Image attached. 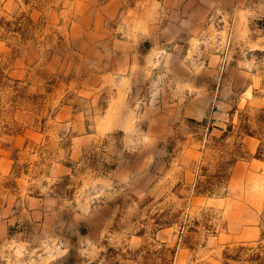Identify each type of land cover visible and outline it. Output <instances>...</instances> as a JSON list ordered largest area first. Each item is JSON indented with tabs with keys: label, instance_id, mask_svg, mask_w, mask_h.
Masks as SVG:
<instances>
[{
	"label": "rangeland",
	"instance_id": "1",
	"mask_svg": "<svg viewBox=\"0 0 264 264\" xmlns=\"http://www.w3.org/2000/svg\"><path fill=\"white\" fill-rule=\"evenodd\" d=\"M165 2L0 0V264L264 260V0L162 41L185 77Z\"/></svg>",
	"mask_w": 264,
	"mask_h": 264
},
{
	"label": "crops",
	"instance_id": "2",
	"mask_svg": "<svg viewBox=\"0 0 264 264\" xmlns=\"http://www.w3.org/2000/svg\"><path fill=\"white\" fill-rule=\"evenodd\" d=\"M253 1L254 0H166L165 6L167 8V12H166L167 21L163 26L155 25L154 30H155V34L157 35V39H155V49L158 48L160 49V51L166 52L167 54L166 59L170 61L169 68L170 69L172 68V70H174L176 76H178L179 74H181L183 77L187 75L190 76L191 72L188 69V67L183 63L182 60H177L175 63H173L172 59L180 57L181 53H179V51L186 49L188 47V43L191 44V42L186 41V42L177 43L175 45L177 53L169 54V50H170L169 48L165 50L161 49L164 44L162 43V41H165V43L167 44L168 43L174 44L175 41H177V39L183 34L189 33L190 35L191 34L195 35V33H192V31H195V29H197L198 26H203V24L205 25V23L210 24V20L213 15L212 14L213 9H215L216 13L217 12L219 13L218 15L217 14L214 15L213 18L217 16L222 17V19L226 23H229L228 19L234 21L235 33L237 35L238 33H240V30L243 29L242 25L245 23L244 19H248L250 15H253L255 7H257V4H254ZM217 5L220 8H218ZM258 10H260V8ZM256 42L257 41L255 40L252 42L253 45L255 44L253 50L264 51V44L259 42L256 43ZM117 47L120 53L122 52L121 54L124 53V50L125 51L128 50L130 52L129 44L126 45L125 43L124 45L123 44L121 45L118 43ZM123 47L124 49H122ZM129 52L127 53V55L126 53L123 54L122 57V59L124 58L123 62L125 63V65H128V67L124 68L128 73L131 66H133L135 69H138L136 67H140L137 63H135L134 61H132V59H130L132 53ZM184 67H185L184 70L188 72V73L185 72L186 75L181 73L183 70L180 71ZM131 74L134 73L132 72ZM130 77L131 79H127V77L123 78L125 79L124 80L125 83H127V80L128 81L132 80L131 82H133V76ZM47 201L48 200H43V211L48 209ZM94 218L96 219L97 216H95ZM46 226L50 227L51 222L47 221L46 219L45 220L43 219V227L46 228Z\"/></svg>",
	"mask_w": 264,
	"mask_h": 264
},
{
	"label": "trees",
	"instance_id": "3",
	"mask_svg": "<svg viewBox=\"0 0 264 264\" xmlns=\"http://www.w3.org/2000/svg\"><path fill=\"white\" fill-rule=\"evenodd\" d=\"M261 152H262V148H260V149H259V152H258V157H259V158H261V157L259 156V155H261ZM257 259L262 260V257L259 255ZM260 264H264V260H262V261L260 262Z\"/></svg>",
	"mask_w": 264,
	"mask_h": 264
},
{
	"label": "bare ground",
	"instance_id": "4",
	"mask_svg": "<svg viewBox=\"0 0 264 264\" xmlns=\"http://www.w3.org/2000/svg\"><path fill=\"white\" fill-rule=\"evenodd\" d=\"M112 124V123H111Z\"/></svg>",
	"mask_w": 264,
	"mask_h": 264
}]
</instances>
